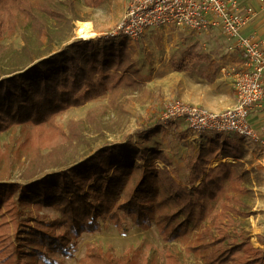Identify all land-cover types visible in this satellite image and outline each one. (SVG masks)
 Returning <instances> with one entry per match:
<instances>
[{
    "label": "trees",
    "instance_id": "1",
    "mask_svg": "<svg viewBox=\"0 0 264 264\" xmlns=\"http://www.w3.org/2000/svg\"><path fill=\"white\" fill-rule=\"evenodd\" d=\"M96 2L83 0L87 7ZM60 4L64 3L0 0V39L5 23L14 32L18 14L33 22L37 11L60 22L64 19L58 11ZM182 70L177 63L174 71ZM133 74L138 71L125 49L100 47L91 41L76 42L32 60L0 79V134L25 125L35 129L48 125L57 131V116L99 100L118 87H130L136 82ZM204 135L210 138L176 171L180 182L167 169V160L161 161L162 168L140 163L163 158L160 151L140 150L128 140L104 146L95 157L65 171L24 183L0 180V207L16 201L20 209L12 229L0 222V264H49L50 256L72 258L83 234L99 233L106 224L124 232L123 217L142 231L155 227L166 244L183 242L188 253L200 256L202 264H264V250L253 247L244 231L252 180L239 162L244 157L241 146L232 135ZM220 159L238 162H219L209 168L212 160ZM99 165L105 180L75 201L57 198L73 193L75 184L85 187ZM43 210H53L57 217L51 219ZM197 230L195 243H185ZM75 264L184 263L173 245L154 249L150 258L141 261L136 255L116 256L89 245Z\"/></svg>",
    "mask_w": 264,
    "mask_h": 264
},
{
    "label": "rangeland",
    "instance_id": "2",
    "mask_svg": "<svg viewBox=\"0 0 264 264\" xmlns=\"http://www.w3.org/2000/svg\"><path fill=\"white\" fill-rule=\"evenodd\" d=\"M55 1L58 5L64 3L58 6V11L64 16L60 22L34 11L33 22L23 15H17L13 33H10L8 24H4L0 39V79L13 71L22 70L30 61L46 58L70 44L88 42L76 35L77 22H86L95 34L89 41L100 47L112 45L127 51L138 71V75H132L136 82L130 87H118L99 100L63 112L55 120L57 131L48 125L37 129L25 125L15 126L0 134V180L24 183L45 174L65 171L69 166L95 157L104 146L127 140L140 150L156 149L165 158L149 163L143 160L140 162L142 165L162 168L165 165L161 161L167 160V169L169 172L172 169L177 175L176 171L182 170L184 160L191 155V142L182 139L181 135L193 133L182 120L162 119L166 105L175 102L189 104L182 101L177 93L174 96L176 84L182 82L180 85H184L185 79L180 76L182 72L174 71L175 65L179 63L188 70L187 75H203V72L198 73L203 67L204 71L207 69L211 73L210 76H227L211 60V56L223 57L224 43L220 36L210 31L173 28L170 31L149 30L135 41L114 38L111 33L124 13L127 0H97L93 7L85 6L83 0ZM98 37L103 41L100 42ZM105 40L110 42L105 43ZM182 61L185 65L181 64ZM219 162L233 161L220 159L216 163ZM242 165L254 182L244 231L253 247L264 250L252 243L254 237L264 241V167ZM100 168L99 165L97 174H91L90 182L93 175L103 173V180L107 178L104 169L101 171ZM85 187L80 188L75 184L73 193L58 195L57 198L75 201L92 188L83 191ZM75 192H78V197L70 199ZM19 210L16 201L0 207V211L4 212L0 222L12 229L19 220ZM41 213L51 219L57 217L53 210H43ZM122 225L125 229L122 233L114 225L106 224L99 233L83 234L72 258L50 256L49 264H75L89 245L103 252L112 251L116 256L136 255L140 261L150 258L154 249L161 250L165 245H173L181 253L184 264H202L200 256L188 253L183 242L164 243L155 227L142 231L124 217ZM198 232L192 233L185 243L194 244ZM10 235L13 236L12 231Z\"/></svg>",
    "mask_w": 264,
    "mask_h": 264
},
{
    "label": "built area",
    "instance_id": "3",
    "mask_svg": "<svg viewBox=\"0 0 264 264\" xmlns=\"http://www.w3.org/2000/svg\"><path fill=\"white\" fill-rule=\"evenodd\" d=\"M127 0L124 13L111 37L137 40L149 30L216 31L232 43L238 53L235 70V104L213 112L204 107L175 102L166 105L162 119L184 121L194 135L212 132L231 134L257 142L264 155V136L260 137L248 119L254 107L264 103V48L260 41L243 33L257 16L264 15V0Z\"/></svg>",
    "mask_w": 264,
    "mask_h": 264
},
{
    "label": "crops",
    "instance_id": "4",
    "mask_svg": "<svg viewBox=\"0 0 264 264\" xmlns=\"http://www.w3.org/2000/svg\"><path fill=\"white\" fill-rule=\"evenodd\" d=\"M252 3L253 6L257 8L256 1L254 0L252 1ZM213 32L217 36H220L219 39L224 43V47L222 49L223 57L215 58L214 56H211V60H213L214 64H218L220 71L222 73H226L227 76L220 74L216 75L215 77L210 76L211 73L209 71H206L207 69H205L204 71L203 67L200 68L198 72H203V75L198 76L195 73H193L192 75H187L186 73L188 72V70H185V68H183L180 76L185 78L183 80L184 85H180L182 84V82L177 83L175 86L176 91L173 92L174 96L177 93L179 95V98L184 102L204 107L213 112H220L232 107L236 101L233 85L235 81V70L238 63V53L229 49L232 45L230 41L225 39L216 31ZM243 33L256 37L260 41L261 46L264 48V15L257 16L249 25H247L243 29ZM99 40L100 42L103 41L101 40V38H99ZM181 64L185 65L184 61H182ZM248 122L260 137L264 136V103H260L254 107V109L250 113ZM186 134L187 138L182 139L189 140L191 142L189 143L191 154L196 151L199 146L203 145L207 141V139L210 138L209 135L204 134L201 136H197L194 134L185 133L183 135ZM232 136L237 138L236 142L241 146L244 154L243 159L239 162L244 164L246 167H264V155L261 153L262 148L257 142H254L250 139H242L235 135ZM231 160L233 162H238V160L235 159ZM252 183H254L253 180ZM253 239L259 245L264 244V241L263 243H260L257 237H254Z\"/></svg>",
    "mask_w": 264,
    "mask_h": 264
},
{
    "label": "bare ground",
    "instance_id": "5",
    "mask_svg": "<svg viewBox=\"0 0 264 264\" xmlns=\"http://www.w3.org/2000/svg\"><path fill=\"white\" fill-rule=\"evenodd\" d=\"M76 35L78 37H80L81 39H83L84 41H89L90 39H92L95 36L94 32H92L90 30L89 23H86V22H77ZM228 160H231V159H228ZM217 161H219V160H212L210 162L209 166L214 165ZM156 166L159 167L158 164ZM100 169H101V171H103V168L102 167ZM170 170H171L170 172L173 175V177L177 181H179L180 178L174 172H172V169H170ZM104 177H105V174H103V173L101 175H99V176L93 175V179L91 180V182L87 185V187H85V189L82 188V190L83 191H86V190L90 189L93 185H95V183H98L101 180H103ZM78 187H80V186L78 185ZM77 197H78V192L77 193L75 192L72 196H70V199H75ZM3 214H4V212L3 211H0V216L1 217L3 216ZM252 243L254 244V246L260 247V248H263L264 249V244H260V245L257 244L253 238H252Z\"/></svg>",
    "mask_w": 264,
    "mask_h": 264
}]
</instances>
